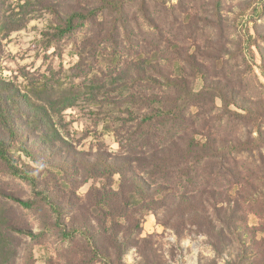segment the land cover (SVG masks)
Listing matches in <instances>:
<instances>
[{
    "label": "rangeland",
    "instance_id": "rangeland-1",
    "mask_svg": "<svg viewBox=\"0 0 264 264\" xmlns=\"http://www.w3.org/2000/svg\"><path fill=\"white\" fill-rule=\"evenodd\" d=\"M143 59L154 69L141 72ZM159 71L184 86L169 87ZM0 96V132L8 120L25 135L29 150L13 142L10 153L31 175L0 157V264H105L61 229L81 207L95 233L114 221L128 228L126 264H264V0H0ZM194 129L198 141L210 133L242 149L185 159L180 138ZM115 162L172 190L132 193L127 222L111 203L131 188ZM206 188L232 193L238 235H218L214 211L215 230L174 213L180 193ZM101 243L118 245L109 232Z\"/></svg>",
    "mask_w": 264,
    "mask_h": 264
},
{
    "label": "trees",
    "instance_id": "trees-1",
    "mask_svg": "<svg viewBox=\"0 0 264 264\" xmlns=\"http://www.w3.org/2000/svg\"><path fill=\"white\" fill-rule=\"evenodd\" d=\"M23 24H20L19 26H21ZM68 25L70 26V22L68 21ZM151 61L149 59H143L141 61L140 71L145 73L146 71H149V69L147 68V66H149V68H153L154 66L151 65ZM148 69V70H147ZM155 72L157 73V71L155 70ZM148 73V72H147ZM160 73L162 76L165 77V79H167V85L169 87H172L174 89H179L180 85L184 86L181 83V80L177 77H171V76H167V74H163L162 72H158ZM211 84L213 85V89H216L220 92H223L222 90L225 89L224 87H229L230 85L225 83V82H221V84L219 85H214L215 83L211 82ZM223 85V86H221ZM211 87V86H209ZM231 91V92H230ZM229 91L230 94H228L229 97H231V99L234 101L232 103L237 105H241L240 102H244L245 100L243 99H239L237 97V95L235 94V90L231 89ZM183 94H181L182 96ZM186 96H190L189 93H185ZM1 97V96H0ZM1 99V98H0ZM4 101L0 100V114L3 113V108H4ZM46 108L45 107H37L36 109L34 108L33 111L34 113L37 114H42L45 113L44 111ZM246 110V109H245ZM249 110H255V108L249 107ZM258 112V111H257ZM179 113H182L179 112ZM246 113H248V110H246ZM46 114V113H45ZM44 114V115H45ZM46 116H44V118L42 120H36L35 122H31L32 125V130L36 131L35 128H37V125H40L43 122H46ZM3 128L5 129V132L2 133L0 132V157L4 160H6L9 163L10 169L12 170V172L22 178H31V175L28 174L24 168L20 167L19 165H17L14 161L13 156L10 153V145H13V142H19L21 143L25 149H28L27 145L25 144V135L22 134L18 128L15 127V124H11L9 123V121L7 120L5 123L2 124ZM29 133V132H28ZM196 133L197 130L194 129L192 133H184L181 136V142L186 143L189 147L185 150L186 151V155H188L189 157H186L185 159L190 160L189 158L195 159V158H211V157H216V156H220V155H231L235 152H239V150L241 151V144H240V140H231V141H223V142H218L215 139H213V137L211 136L210 133H206L203 134V138L204 141H198L196 140ZM29 150V149H28ZM28 150H25L28 154H31V152L29 153ZM185 151L182 153V159H184V154ZM194 152V154H192ZM200 154V156H199ZM191 155V156H190ZM137 161V160H135ZM137 163H139L137 161ZM115 164H117V167H119L118 172L120 173V175L122 177H125V180L127 181V185H128V181H130V192L126 191H122L121 193H116V195L120 196V199L118 200H112V206L114 208V210L116 212H120V213H127L125 216H123L124 214H122L121 217H123V219H126V221L128 222V219L130 217V215H128L129 213V209L130 206L132 204L131 202V198H132V193L134 192H138L140 194V190L141 191H146V192H154L157 195H161V197L164 196H168L170 191L172 190V188H168L167 191H163V188L161 185L155 186L154 188H152V186L148 185L146 182V180H144L142 178V173H137L133 170V168L135 167L134 165L132 166L131 164H120V162H115ZM129 169V170H128ZM128 172H125V171ZM231 173L232 178H234L235 182L233 185V189L236 188V185H238V180H236L237 174L236 171L234 170H229ZM147 175H152V171L151 169L145 170V172ZM132 180V181H131ZM232 181V180H231ZM35 183V182H34ZM36 185V184H35ZM133 188H137V190L133 189ZM232 188H230L232 190ZM237 190L235 191L237 194H239V190L238 187L236 188ZM227 190V189H226ZM226 190H211V188H206L203 191L196 192L193 193L192 195L190 194H185L180 193L178 195L179 200L176 201L177 203H175V214H180L183 219H187L188 221H192V219L190 218L191 216L195 215L196 218H193L195 221L198 220L197 222L199 224H201V220L205 219L207 220L206 224L212 229H216L217 228V224L216 222L213 220L212 216H211V211H214V217L216 220L221 222V230L218 232V235L222 236L225 235V230L228 228V230L230 232L233 233H238L236 232V230H234L235 228H237L238 226L233 224V222L231 220H237V213L235 212V210L230 206L231 201L228 198H225V194L229 195L232 194L230 193V191H226ZM130 193V194H129ZM107 195V193L103 194V198H105ZM143 195V193H142ZM106 199V198H105ZM49 202L52 203V205H55V209L58 212V210L60 209V206L54 202H52L51 200H49ZM153 203H156L155 200L152 199ZM25 204L29 205L28 202H24ZM225 205V206H224ZM227 205V206H226ZM147 207H151V205H148ZM182 207H185L182 209ZM186 207H189L190 210H187ZM81 209L83 210V214L81 215V218H77V222L75 225H69L67 226V224H65V222H61V229L65 235V238H69L74 240V238L77 237V235H82L89 243L92 251L94 252V254L102 256L105 260L106 263L105 264H126L123 263L120 256L123 253V250L126 248H123L122 244L124 243L123 241H127V243L129 244L130 241L129 240V235H131V232L128 231L127 229H124L122 226L121 227H117L116 222H113L112 228L109 230L107 228L104 229H100L99 228V232L95 233L94 232V227L95 225L91 224L92 219H89V212H87L88 209H84L81 207ZM148 209V208H147ZM172 209V210H173ZM181 209V210H180ZM89 211V210H88ZM229 212V217H227V219L225 218V213ZM79 214V213H77ZM185 215L187 217H185ZM227 216V215H226ZM230 221H229V219ZM160 219V218H159ZM166 220L164 224L168 225V224H172V216H168V218H165ZM89 220L91 222H89ZM92 228V232L89 230ZM109 232V236L112 237L113 241L116 242L118 245H116L115 250L112 251L108 246L105 247L102 243H101V239L105 240L106 239V233ZM238 235V234H237ZM101 236V239H100ZM136 242L138 243V241L136 240ZM115 256L117 257L116 259Z\"/></svg>",
    "mask_w": 264,
    "mask_h": 264
}]
</instances>
